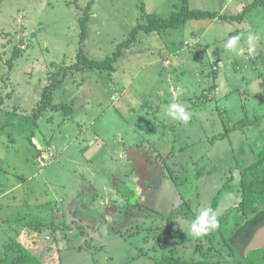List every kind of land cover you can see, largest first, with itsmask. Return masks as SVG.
<instances>
[{
	"label": "rangeland",
	"instance_id": "obj_1",
	"mask_svg": "<svg viewBox=\"0 0 264 264\" xmlns=\"http://www.w3.org/2000/svg\"><path fill=\"white\" fill-rule=\"evenodd\" d=\"M91 1L83 50L96 61L111 56L143 14L167 18L181 8V0H0V244L19 231L16 238L44 264H156L170 246L189 259L190 247L204 239L192 236L189 225L216 200L212 210L234 257L224 253L211 264H233L246 248H264V228L252 221L256 216L246 224L232 209L240 199L232 193L238 168L264 152V1L243 15L255 0H188L190 9L240 15L241 21L217 18L140 32L114 63V72H66L76 61L79 18ZM249 31L261 37L251 57ZM234 35H241L242 54L223 47ZM65 72L64 86L58 87L65 92L56 90L53 103L70 106L45 112L32 124L43 89ZM172 102L183 103L194 116L186 124L166 117L165 106ZM50 140L57 151L51 163ZM37 141L40 154L47 155L43 166L32 161ZM137 145L162 156L136 205L130 201L116 221H96L86 246L78 219L66 221L70 230L59 224L62 220H49V202L83 180L84 186L95 184L100 198H111L114 179L124 182L133 174L130 169L122 174L124 165L132 166L124 149ZM20 182L21 188L6 194ZM81 195L85 201L82 189ZM185 201L176 209L171 236L166 235L165 216ZM41 221L48 225L40 230L27 226ZM236 223L241 225L235 230ZM252 233L257 238L246 241Z\"/></svg>",
	"mask_w": 264,
	"mask_h": 264
},
{
	"label": "trees",
	"instance_id": "obj_2",
	"mask_svg": "<svg viewBox=\"0 0 264 264\" xmlns=\"http://www.w3.org/2000/svg\"><path fill=\"white\" fill-rule=\"evenodd\" d=\"M264 0H255L250 4L243 12L246 14L248 10H252L259 6ZM91 3H88L85 7L82 17L79 18V48L76 54V61L73 65L66 67L65 70H71L76 72H114V63L122 56V54L130 49L138 40V34L144 32L145 34L160 33L168 29H179L185 26L191 21H201V20H215L219 18L222 21H241L240 15L236 16H224L212 11H205L200 9H190L188 6V0H181V8L178 11L173 12L169 17L164 18L156 16L153 14H143L141 16V21L129 32L127 38L117 45L115 52L102 61H96L90 59L83 50L84 42L87 39L88 34V22L91 14ZM143 9V7H142ZM11 68V64L8 65ZM60 80L50 83L42 91L40 101L37 103L36 107L32 111L31 122L36 124L41 116L48 111H60L67 110L68 106L54 105V92L58 89L59 85L63 83L65 77ZM263 80V93H264V73L262 74ZM71 111V109H69ZM2 125L0 127V133L3 131ZM222 136V135H221ZM220 136V137H221ZM222 138V137H221ZM9 140L12 137L9 136ZM13 141V140H12ZM117 185V191L129 199L133 198L135 192L133 189H128L124 191L123 186ZM240 200L235 209L244 222L250 219L254 214L261 211L264 208V154L260 155V158L240 169ZM184 205L187 203H183ZM183 205H180L181 208ZM178 211L176 209L166 217L167 229L165 231L166 235L171 236L172 234V219L177 215ZM18 220V219H17ZM20 220V219H19ZM225 221V219H223ZM223 221V222H224ZM241 222V223H242ZM241 223H236L235 230L241 225ZM29 228L34 230H40L45 224L41 222H33L27 225ZM220 227L216 231H211L208 235L204 236L203 240L195 243L190 247L192 257L185 259L178 254L179 247L170 246L166 253H164L161 258L156 262V264H211V261L224 256V253H229L225 255L232 256V245L228 242L226 237H223L220 233ZM219 234L218 241L214 238ZM232 233V232H231ZM20 234L19 231L15 232L14 237L3 240L0 245V264H44L39 260L30 250H28L22 242L16 238ZM181 246V245H179ZM182 247V246H181ZM233 264H264V248L251 249L243 258H237L232 262Z\"/></svg>",
	"mask_w": 264,
	"mask_h": 264
},
{
	"label": "crops",
	"instance_id": "obj_3",
	"mask_svg": "<svg viewBox=\"0 0 264 264\" xmlns=\"http://www.w3.org/2000/svg\"><path fill=\"white\" fill-rule=\"evenodd\" d=\"M164 66H167L166 64H163ZM62 88L64 86V82L61 84ZM58 92L59 91H63V89H57ZM65 92V90L63 91ZM116 99L115 97H112L111 99ZM54 99H55V96H54ZM113 101V100H112ZM115 102V101H113ZM73 104V103H72ZM67 106H70L69 104H67ZM74 109V105L73 107H71L70 109ZM193 108V107H192ZM190 110L191 109H186V111L188 113H190ZM50 112V111H49ZM51 112H60V111H51ZM73 113V111H72ZM72 113L70 115H72ZM193 115L194 116V112H192L190 114V116ZM191 116V117H193ZM181 124H183V122H181ZM247 126H244L242 128V132L243 131H246L247 130ZM234 129H236L234 127ZM163 134V133H162ZM222 135V136H221ZM219 135V138H223V137H226V134H221ZM221 136V137H220ZM97 140H95L96 142ZM37 147L34 145V148H35V151L34 153L36 152V155L33 154V159L32 161L34 162H37L39 163L41 166H43V164L45 165V163H43V157L47 156L45 153L40 154L41 152H39V150L41 149V145L39 144L40 142L37 141ZM48 152L50 154V159L48 160L49 163H51L53 160H55L56 158V154H57V151L55 149V147L53 146V143H52V140L48 141ZM91 146V145H90ZM33 148V150H34ZM42 150V149H41ZM139 152L142 157H144L151 165H152V169L149 170V178L147 181L144 182V189L140 186V176H139V173L137 172V170L135 169V165L134 163L132 162V160L128 157V153L129 152ZM47 152V153H48ZM88 152V151H87ZM87 152L85 154H87ZM83 153V152H82ZM150 153V150L149 148H146V147H143L141 145H137L136 147L132 148V149H129V150H126L124 149V157L128 160L126 162V164L128 163H131L132 166L129 167L127 165H124L123 168H121V171L122 174L124 175V173L126 174V170H133V174L136 175V178H134V175L131 174V176L128 177V179H126L124 182L123 181H120V179H117L115 178L114 179V182H113V187H114V190H113V196L111 198H100L99 196V191L98 189H96V186H94L95 184L92 182V181H87V184H85L84 186V182L85 180H83L80 185H78L79 187L77 189H74V191L70 190L69 193H67V195L64 197V196H61V197H58L57 195L54 197V199L52 201H50V205H48V208L51 209V211L49 212L48 216H49V220H62L59 224L63 227H65V229L67 230H70V226H66V221L71 219V222L72 221V218L75 217V219H78V224H77V227L79 228L80 230V233H81V237L85 235H87V233H91V229L94 228V224L96 223V221H98L100 218L102 220L105 221V223H108V222H113L117 220L118 216L120 215V213L122 212V208L123 206H125V202H128V204L130 203V201H133V204H137L138 200H140L141 196L144 194V192H146L148 190V188L146 187V183L149 181L150 179V174L151 172L153 171V168H154V163L160 159V157L162 156V152H160L159 150L154 152V155L153 154H149ZM172 153V152H171ZM149 154V155H147ZM169 154V152H168ZM264 154V152H263ZM263 154H260V155H263ZM167 155V153H166ZM152 156V157H151ZM122 157V153L119 155V158ZM154 157V158H153ZM31 159H29V162H30ZM240 169H242V167L238 168V175H239V181L238 183L235 185L236 188L234 191H232V193H235V191H237V194H239L240 196V193H239V189H240ZM34 178V174L32 176ZM94 184V185H93ZM116 184H119V185H124V186H129L131 187V189L134 190L135 192V198L133 199H129L125 196H122L118 191H117V185ZM19 188H21V182L18 183L16 186H13L12 190H9L8 192H6V194H9L11 191L13 190H18ZM142 188V190L140 189ZM147 188V189H146ZM81 189L83 190V192L85 193V195L87 196L86 200L83 201V197L81 195L80 197V194H81ZM77 195L79 196L78 199H76V202H80V203H76L75 201H73V195ZM44 197V196H42ZM75 197V196H74ZM34 199L37 198L36 195L34 194ZM100 198V200H99ZM93 199H95V202L92 201ZM99 200V201H98ZM240 200V199H239ZM39 201V199H38ZM37 201V202H38ZM92 201L93 204H90V202ZM98 201V202H97ZM214 200L212 203H211V209H216L218 207V201ZM187 203V201H185ZM185 202H182L180 203L177 207L175 208H172L171 211L165 216V217H168L169 214L174 211L175 209L179 208L180 205H184L183 203ZM239 202V201H238ZM238 202L237 203H233V207L232 209H235L238 205ZM47 203V204H49ZM130 205V204H129ZM128 205V206H129ZM80 208V209H79ZM126 208V206H125ZM261 212V213H259ZM257 212L256 214H254L253 216H256L252 219L253 221V224L255 225H258L261 226L260 227H263L264 228V208ZM80 213V214H78ZM259 213V214H258ZM73 215V216H72ZM52 216H55V218L53 219ZM57 216V217H56ZM110 216V217H109ZM252 216V217H253ZM260 216V217H259ZM259 217V218H258ZM18 220L20 219L21 220V215H17L16 217ZM57 218V219H56ZM258 218V219H256ZM100 219V220H101ZM256 220V221H255ZM6 223H9V218L7 220H5ZM1 223L0 224H4L3 221L1 220L0 221ZM249 222V219L246 220V224ZM74 223H77L74 222ZM110 224V223H109ZM114 224V223H113ZM244 224V223H243ZM45 225H48V224H45ZM24 226H26L24 224ZM85 227L86 230H85ZM167 227V225H166ZM52 228V227H51ZM42 229V228H41ZM88 229V231H87ZM74 231V229H72ZM72 230L70 231L72 233ZM3 230L0 229V233L2 232ZM70 232H68L70 234ZM15 234V233H14ZM250 239H256L257 237L253 236V233L250 235V236H246V241ZM82 239V238H81ZM7 240V239H6ZM240 239H238L239 241ZM1 245V244H0ZM82 246V245H81ZM80 246V247H81ZM253 249H258V248H253ZM251 250L250 248H246L245 250V253L242 257H244L248 251Z\"/></svg>",
	"mask_w": 264,
	"mask_h": 264
},
{
	"label": "clouds",
	"instance_id": "obj_4",
	"mask_svg": "<svg viewBox=\"0 0 264 264\" xmlns=\"http://www.w3.org/2000/svg\"><path fill=\"white\" fill-rule=\"evenodd\" d=\"M259 33L249 31L246 38V52L248 57H251L256 53L257 42L260 40ZM241 35L230 36L224 43L223 47L228 52H235L242 54L245 49L240 46ZM183 94V89L178 90L177 96ZM164 114L166 117L174 120L187 123L191 116L186 111V106L180 102H172L165 106ZM219 227V221L210 207L202 208L199 211L198 216L191 221L189 225L190 234L196 238H201L208 235L211 231L216 230Z\"/></svg>",
	"mask_w": 264,
	"mask_h": 264
},
{
	"label": "water",
	"instance_id": "obj_5",
	"mask_svg": "<svg viewBox=\"0 0 264 264\" xmlns=\"http://www.w3.org/2000/svg\"><path fill=\"white\" fill-rule=\"evenodd\" d=\"M128 157L135 165V169L139 173L141 178L140 186L144 189V182L149 178V170L152 169V165L144 158L139 152H129Z\"/></svg>",
	"mask_w": 264,
	"mask_h": 264
},
{
	"label": "flooded vegetation",
	"instance_id": "obj_6",
	"mask_svg": "<svg viewBox=\"0 0 264 264\" xmlns=\"http://www.w3.org/2000/svg\"><path fill=\"white\" fill-rule=\"evenodd\" d=\"M122 186H123V188L131 189V187H129V186H124V185H122ZM117 189H118V188H117ZM133 198H135V195H134ZM133 198H131V199H133ZM131 199H130V200H131ZM128 202H129V201H128ZM128 205H129V204H127V205L125 204V206H128ZM125 206H123L122 211L125 209ZM86 228H87V227H85V230H86ZM87 231H88V229H87ZM85 234H86V233H85ZM85 234H84V236L82 237L83 240H81V241H82V244H83L82 246H86V245H87V235H85ZM87 234H89V232H88Z\"/></svg>",
	"mask_w": 264,
	"mask_h": 264
}]
</instances>
